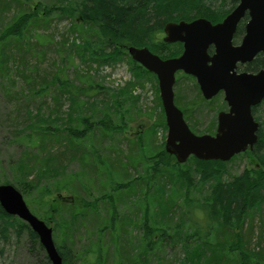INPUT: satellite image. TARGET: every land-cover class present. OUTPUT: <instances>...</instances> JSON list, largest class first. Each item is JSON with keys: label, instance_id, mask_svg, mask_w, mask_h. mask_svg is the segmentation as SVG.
Returning <instances> with one entry per match:
<instances>
[{"label": "rangeland", "instance_id": "obj_1", "mask_svg": "<svg viewBox=\"0 0 264 264\" xmlns=\"http://www.w3.org/2000/svg\"><path fill=\"white\" fill-rule=\"evenodd\" d=\"M15 2L16 0L7 5L9 0H0V32L15 19V15L26 12L28 6L39 12L37 16H40L42 9L53 7V10H56L55 8H61L65 4L75 6L78 0H30L28 5L22 3L16 5ZM42 17L43 20L36 18L32 23V29L30 27L25 31L27 33L26 35L24 33L23 40H20L22 42L12 40L9 44H4L0 50V56L4 54V58L8 60V67L11 66L7 72L0 67V184L8 182L18 190L15 172L17 160L20 157L32 156L29 158L43 162L50 156L44 164L46 167L55 164V171L59 175L47 177H55L59 181L67 180V175L77 172L81 178L77 183L78 196L86 202L99 201L97 214L91 209H86L82 215L84 220L80 224H75L71 212L66 213L68 229L58 232V239L63 238L65 247L71 252L78 253L97 239L98 228L106 221L109 213L106 202L101 201L99 195L101 192H108L116 200L118 217V227L115 228L117 244L113 246L110 230L105 229L101 235L110 252L117 247L122 252L123 264L134 263L140 250V238L144 233L141 220L145 217L142 210L147 206L148 222L161 225L167 234L162 246L158 245L147 254V264H186L184 252L186 246L182 236L188 234L192 228L197 229L200 236H207L208 233H205L207 225L201 210L206 209L211 201L212 187L219 181H229L245 170L254 176L260 169L258 161L250 152L241 153L223 164L221 175L201 179L194 170L190 158L179 165H175L171 159L167 169L162 166L156 171L159 174L156 175L154 185L145 190L146 194L144 191L138 193L137 189L136 192L134 189L133 193L131 184L134 185L141 175L145 179L148 178L146 172L153 162L152 156L164 148L167 128L161 123L164 114L162 116L157 99L159 91L156 76L154 79L151 75L143 74L135 83L131 64L126 58L112 65L98 66L93 63L94 59L85 56L87 52L84 53V48H80L83 42L89 39V33L92 31L85 25L82 29L77 26L80 22L76 13L63 15L59 11H53L48 17ZM163 35L164 32H161L160 38ZM19 44L20 50L17 48ZM13 58L23 63L15 67L12 65ZM32 78L37 80V83H34L36 87H33L32 92L24 90L21 93L20 89ZM175 78L174 92L183 90L181 92L184 94L178 103L179 108L189 106L194 108L188 109L184 117L189 128L195 134H213L217 112L227 108L223 93L220 92L214 98L205 100L194 77L176 72ZM44 79L45 84L41 82ZM56 79L66 81L71 88L70 91H76L75 88H78L77 103ZM197 90L199 96L205 100L201 104L193 103ZM71 101L75 106H72ZM57 114L62 118L57 117ZM86 116L90 119L89 123L97 122L99 119L109 122L111 129L103 130L101 124H92L94 127L91 126L92 130L85 142L87 146L77 154V157L82 159L79 160L77 157L71 158L70 161L66 159L67 162L63 163L65 168L61 170L62 163L57 164L53 155L57 148L63 147L57 145V140H65L64 128L77 126L80 117ZM29 122L32 123V129L50 126L49 136H55L54 140L48 143L50 146L37 147V143H45L48 136L43 137L35 130L28 129L26 123ZM210 128L211 131L208 132ZM61 144H64L62 140ZM78 149L75 148L74 151ZM99 160L107 165L106 170ZM123 162L129 166L125 172L119 173L118 169L122 172V167L125 166L124 164L121 166ZM134 163L136 166H132ZM179 169L188 171L191 180L188 186V182L177 175ZM128 178H131L128 185L130 189L123 188L121 191L113 188L115 183L124 184ZM47 182L51 187L55 180L50 178L48 181H42V185L45 187ZM84 182L88 184L86 187L82 186ZM70 192L61 191L64 203L72 202ZM20 193L32 214L39 210L32 200L37 194L35 191L30 195L28 193L25 195L21 191ZM259 210L254 212V217L252 214L248 217L253 221L255 235L252 237L259 236L260 229L264 232V207L262 211ZM155 215L157 217L154 219ZM248 223V220H244L245 231ZM174 233L180 242H171L173 238L170 239L169 235ZM53 239L55 242L54 236ZM256 241L252 239L251 243L255 244ZM44 256L45 251H37L36 244H33L32 248V243L25 234L17 240L14 236L6 240L0 239V264H50ZM112 263L113 261L106 259L104 264Z\"/></svg>", "mask_w": 264, "mask_h": 264}, {"label": "trees", "instance_id": "obj_2", "mask_svg": "<svg viewBox=\"0 0 264 264\" xmlns=\"http://www.w3.org/2000/svg\"><path fill=\"white\" fill-rule=\"evenodd\" d=\"M13 1L14 0H9L7 5H11ZM29 1L30 0H16L15 4L19 5V3H22L28 5ZM238 1L239 0H78L75 6L65 4L61 8H55L56 10H53V7L42 9L40 16H37L39 12H35L33 7L28 6L25 10L26 12L15 15V19L0 32V50L3 49L4 44H9L12 40H17L18 43L22 42L20 40H23L24 33L26 35L27 32L25 31L29 30L36 18L43 20L44 18L42 16L48 17L49 13L53 11H59L60 14L63 15L64 13H76L77 19L80 22L77 26H80L82 29L85 25L92 31L89 33V39L85 40L80 47L84 48V53L85 51L87 52L85 56L92 57L94 62H91L96 63L98 66L116 64L126 58V61L131 64V72L136 80L135 83H137V80H140L139 77L143 76V74L151 75L154 79L155 75L131 59L127 52L129 46H145L161 58L175 57L181 53L182 45L177 42H164V35L160 38V34L163 32V27L166 22L191 21L198 17L206 18L212 23L220 22L237 5ZM41 13L44 15H41ZM242 25L243 22L237 26V35L242 33ZM93 35L94 42L92 43ZM17 48L19 50L21 49L20 44L17 45ZM4 57V54L0 56V67L4 68V71L7 72L11 66L8 67V60ZM12 61V65L15 67L23 63V61L14 58ZM245 66L244 69L247 71L255 72L263 67L262 58L257 55L252 61L246 63ZM56 81H60V79H56ZM35 82L37 83V80L32 78L28 84H24V89H20L21 93H23L24 90L32 92ZM41 82L45 84L46 79L41 80ZM61 83L64 86L65 92L67 93L69 91L71 99L77 103L76 97L78 96V88H75L76 91H70L71 88H69L66 81ZM181 91L183 90H177V93L174 92V102L178 107V103L184 95ZM157 99L163 116L159 96ZM204 101L205 100L199 96V91L197 90L193 103L201 104ZM71 103L72 106H75L74 102L71 101ZM188 109L192 110L194 108L193 106L184 107V109H182L183 113H185L184 117ZM252 114L258 122V129L256 132L257 139L252 149L245 152H250L253 155L258 161L257 164L260 169L255 172L254 176H251V174L245 170L229 181H219L212 187L211 201L207 204L206 209L201 210L207 225V231L205 232L208 233L207 236H200L199 231L193 228L188 234L182 236L183 242L185 243L184 246L187 247H185L186 251L184 250L186 264H264V232L260 229L259 236L252 237L255 235L253 221L248 218L251 214L252 217H254V212L258 209L262 211L264 207V100L252 108ZM57 117L62 118V116L58 114ZM162 119L161 123L165 126L164 118ZM89 121L90 119L87 116L80 117L77 126L64 128L65 130H63V133L65 134L63 137L66 141L61 139L64 144H61L60 139H56L57 145H63L62 148H57L56 153L53 154L54 161L57 164L62 163V165H60L61 170L65 168L63 163L67 162L66 159L70 161L71 158H76L79 151L81 152L83 147L87 146L85 142L89 138V132L92 130L91 126L101 124L103 130L105 128L111 129V124L105 122L103 119H99L97 122L89 123ZM31 125V122L26 123L28 129L33 128ZM49 129L51 130L50 126L47 125L32 129L35 130L38 135L42 134L43 137L48 136L45 143H37L38 148L50 146L48 143L54 140L55 136H49L51 134ZM210 131L211 128L208 132ZM79 147L80 149H78ZM75 148L78 149L76 152L74 151ZM92 150L94 149L92 148ZM93 155L97 157L96 154ZM29 157L32 156L20 157L16 162L15 172L17 177L16 180H18L19 185L18 190L25 195H27V193L30 195L31 192L34 191L37 193L33 196L32 200L39 210L34 213L38 218L44 220V222L52 227L53 236L56 238L55 247L62 258V264H104L106 259L107 261L108 259L113 261L112 264H123L122 252L117 247L110 252L106 242L103 241L101 236L103 231L108 229L111 233L110 240L113 246L117 244V237L115 234V228L118 227L117 203L112 194L101 192L99 195L101 201L106 202L109 213L106 217V221L98 228L99 235L96 236L97 239L95 242H92L91 245L85 247L78 253L71 252L69 248L65 247V240L63 238L60 240L58 239V232L68 229L69 221L65 217L66 213L69 214L71 212L75 224H80L84 220L82 215L85 214L86 209H91L97 214V204L99 201L94 202L91 200L86 202L78 196L77 183H79L81 178L77 172L67 175V180L61 179L59 181L55 177H50L52 180H55V182L51 187L50 183L47 182L44 187L42 181L50 180L47 175H59L54 168L56 165L52 163L48 165L50 167L45 166L44 161H47L50 156H47L43 162H36L33 158ZM77 158L79 160L82 159L80 157ZM152 158L153 162L146 172L148 178L146 176L147 179H145L143 175H141L140 178L134 182V185L131 184L130 187H133V189H131L133 193L134 189L135 192L137 189L138 193H142L154 185L156 175L159 174L156 173V171L159 167L162 168V166L164 169H167L171 159L174 161L175 165L182 164L178 163L176 158L168 154L164 148L157 151ZM190 160L193 162V168L201 179H210L221 175L223 164L225 163L224 161L213 159L200 160L193 156L190 157ZM99 161L104 165L103 169L106 170L107 165H105L102 160ZM124 163L125 162L121 163V166H123ZM124 165L125 166L122 167V172L118 169L119 173L125 172L126 167L129 166V164ZM132 166H136V164L134 163ZM103 169L101 170L104 171ZM177 175L180 179L182 178L185 182H188L187 186L190 184L191 180L188 171L179 169ZM31 176L32 178H30ZM162 181H164V178ZM129 183H131V178H128L124 184L115 183L113 188H117L116 190H121L123 188V190L127 188L130 189L128 186ZM86 185L88 184L84 182L82 186L86 187ZM64 190L71 191L70 193H72V195L70 197L73 199L71 203H64L61 196V191ZM87 193L89 194V191ZM57 203L59 204L57 205ZM148 212L149 210L147 206H145L142 210V215L145 218L141 220L144 233L140 238V250L133 264H147V254L155 250L158 245L162 246L164 240L167 238L164 227H160L161 225L156 222L153 224L148 222ZM156 217L155 215L153 218L155 219ZM244 220H248L249 222L246 231L243 228ZM157 230H160V232ZM23 234H25L32 243V248L33 244H36L37 251H44L36 234L28 225L17 219V217L7 214L0 206V239L6 240L10 236H14L17 240ZM169 237L170 239L173 238L171 242H180L176 233L170 234ZM252 239L257 240L255 244L251 243ZM44 257L48 260L46 254Z\"/></svg>", "mask_w": 264, "mask_h": 264}, {"label": "water", "instance_id": "obj_3", "mask_svg": "<svg viewBox=\"0 0 264 264\" xmlns=\"http://www.w3.org/2000/svg\"><path fill=\"white\" fill-rule=\"evenodd\" d=\"M244 17H247L244 35L240 43L234 45L233 35ZM163 31L164 42L182 44L178 56L163 59L145 46H129L127 51L135 62L157 78L167 128L166 152L175 156L178 163H184L190 156L228 161L252 149L258 129L252 107L264 99V0H239L220 22L212 23L203 17L166 22ZM210 46L213 47L211 54ZM258 54H262V68L256 72L236 71L238 63H248ZM177 71L193 76L206 100L223 92L228 110L218 112L214 134H195L190 130L183 112L174 102ZM0 206L29 226L51 264H62L52 240V229L30 212L22 194L12 184H0Z\"/></svg>", "mask_w": 264, "mask_h": 264}, {"label": "flooded vegetation", "instance_id": "obj_4", "mask_svg": "<svg viewBox=\"0 0 264 264\" xmlns=\"http://www.w3.org/2000/svg\"><path fill=\"white\" fill-rule=\"evenodd\" d=\"M247 20V17H244L239 23H238V25L241 23V22H243V25H242V33H240L239 35H237L238 33H237V28H236V31H235V33H234V35H233V39H232V43L234 44V45H238L239 43H240V41H241V39H242V37H243V35H244V24H245V21ZM237 25V26H238ZM174 43H176V42H174ZM177 43H179V42H177ZM181 44V43H180ZM182 45V44H181ZM212 50H213V47L212 46H210V48L208 49V51H209V53L211 54L212 53ZM178 56V55H177ZM258 56H260V57H262L261 56V54H258ZM252 61V60H251ZM246 63L245 64H240V63H238V66H237V69H236V71L237 72H241V71H247L246 69H244L246 66ZM251 72H254V71H251ZM220 93V92H219ZM227 107V106H226ZM255 107V106H254ZM226 110H228V107L226 108ZM216 124H217V116H216ZM216 128V127H215Z\"/></svg>", "mask_w": 264, "mask_h": 264}]
</instances>
